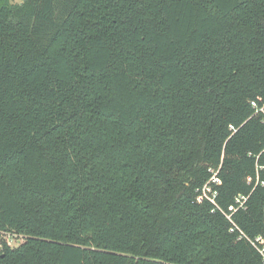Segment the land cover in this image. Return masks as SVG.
Wrapping results in <instances>:
<instances>
[{
	"label": "trees",
	"instance_id": "obj_1",
	"mask_svg": "<svg viewBox=\"0 0 264 264\" xmlns=\"http://www.w3.org/2000/svg\"><path fill=\"white\" fill-rule=\"evenodd\" d=\"M263 183L264 0H0V264H262Z\"/></svg>",
	"mask_w": 264,
	"mask_h": 264
},
{
	"label": "built area",
	"instance_id": "obj_2",
	"mask_svg": "<svg viewBox=\"0 0 264 264\" xmlns=\"http://www.w3.org/2000/svg\"><path fill=\"white\" fill-rule=\"evenodd\" d=\"M215 183L219 184V181L216 179L214 180ZM264 184V183H263ZM210 193L211 189L206 186L204 188V193ZM206 196V194H205ZM216 195L214 194V197ZM246 201L245 197H239L237 198V203H239L240 205H243V203ZM23 236H20L16 233L13 232H9V231H0V249H3L4 247L8 246V247H13L17 244H20L23 240ZM253 246H255L260 254L263 256V263L264 264V240L261 237H258L255 239L254 242H252Z\"/></svg>",
	"mask_w": 264,
	"mask_h": 264
}]
</instances>
